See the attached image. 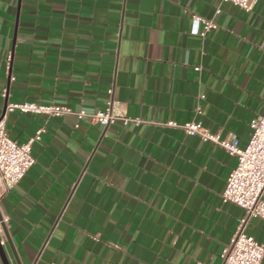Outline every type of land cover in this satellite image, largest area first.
Masks as SVG:
<instances>
[{"label":"crops","instance_id":"1","mask_svg":"<svg viewBox=\"0 0 264 264\" xmlns=\"http://www.w3.org/2000/svg\"><path fill=\"white\" fill-rule=\"evenodd\" d=\"M194 15L217 27L201 36ZM110 100L139 122L7 114L18 142L43 128L35 163L0 191L9 264H220L243 215L221 198L236 157L164 123L247 144L264 115V0H0V116ZM246 232L264 244V219Z\"/></svg>","mask_w":264,"mask_h":264},{"label":"built area","instance_id":"2","mask_svg":"<svg viewBox=\"0 0 264 264\" xmlns=\"http://www.w3.org/2000/svg\"><path fill=\"white\" fill-rule=\"evenodd\" d=\"M222 1L249 12L257 0ZM218 11L217 9L216 12ZM193 18L200 24L201 36L217 27L212 19L198 15H194ZM194 69L199 70V67L195 66ZM115 104V101L110 100L107 101L104 109L87 113L84 110L74 111L69 106L55 103L29 101L6 103L4 112L0 116V191L12 189L35 163L32 145L40 139L43 131V128H39L26 141L18 142L8 135L5 124L7 114L14 111L56 117L74 114L78 118L96 121L103 127L113 124L116 120H121L124 124L129 121L139 122L138 119H131L121 114L115 109ZM164 125L182 129L188 135H197L202 141L217 144L236 157V165L228 173L221 198L242 208L243 215L230 242L220 255V264H263L264 244L246 232V224L248 218L252 216L264 219V115L256 116L250 121V136L243 147L239 146L237 139L221 138L219 134L210 132L198 121L191 120L181 124L167 121ZM2 243L0 241V244Z\"/></svg>","mask_w":264,"mask_h":264},{"label":"water","instance_id":"3","mask_svg":"<svg viewBox=\"0 0 264 264\" xmlns=\"http://www.w3.org/2000/svg\"><path fill=\"white\" fill-rule=\"evenodd\" d=\"M3 112H4V110H3ZM3 112H2V114H3ZM0 258H1L2 264H9L7 257L5 255L4 249L1 246V244H0Z\"/></svg>","mask_w":264,"mask_h":264}]
</instances>
